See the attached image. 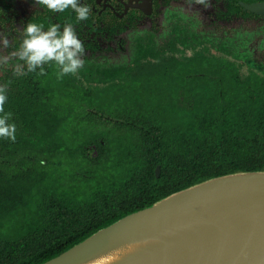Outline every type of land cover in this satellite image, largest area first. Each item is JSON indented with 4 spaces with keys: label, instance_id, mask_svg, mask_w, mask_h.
Here are the masks:
<instances>
[{
    "label": "trees",
    "instance_id": "16d2710c",
    "mask_svg": "<svg viewBox=\"0 0 264 264\" xmlns=\"http://www.w3.org/2000/svg\"><path fill=\"white\" fill-rule=\"evenodd\" d=\"M220 73L117 121L131 139L110 168H102L98 185L106 190L88 200L63 197L34 172L0 168V264H41L171 193L214 177L264 171V74L249 68L239 75L230 67ZM163 113L176 122L166 124ZM61 123L53 122L54 133ZM3 147L0 142V159Z\"/></svg>",
    "mask_w": 264,
    "mask_h": 264
},
{
    "label": "flooded vegetation",
    "instance_id": "af4514ba",
    "mask_svg": "<svg viewBox=\"0 0 264 264\" xmlns=\"http://www.w3.org/2000/svg\"><path fill=\"white\" fill-rule=\"evenodd\" d=\"M81 2L91 9L86 21H77L70 9L52 13L35 0H0V33L13 40V47L0 55L13 50L18 43L17 29L28 22L42 23L45 28L50 23L71 22L86 50L79 78L66 75L57 80L53 64L44 65L45 75H39L37 69L23 76L13 74L16 60L0 65V86H6L7 95L4 113H10L8 123L16 126L14 143L0 138L4 145L0 168H44L45 161L37 160L38 155L48 162L60 152L63 143L56 136L65 132L60 103L65 102L66 78H73V84L88 83L104 93L120 87L143 63L146 67L139 69H156L159 75L174 80L170 87L177 90L197 85L195 77H201L202 68L197 65L191 69L195 62L210 63L216 73L230 67L239 75L249 68L264 74V0H209V7L194 0ZM127 110L117 121L130 116ZM58 120L61 130L58 126L54 133L53 122ZM117 121L113 122L115 130L119 128ZM102 146L104 139L85 146L82 155L87 163ZM106 156L98 163L103 168ZM31 172L42 178L45 175L44 181H52L54 176V172Z\"/></svg>",
    "mask_w": 264,
    "mask_h": 264
},
{
    "label": "water",
    "instance_id": "95a60500",
    "mask_svg": "<svg viewBox=\"0 0 264 264\" xmlns=\"http://www.w3.org/2000/svg\"><path fill=\"white\" fill-rule=\"evenodd\" d=\"M103 259V264H264V171L214 177L171 193L41 264Z\"/></svg>",
    "mask_w": 264,
    "mask_h": 264
},
{
    "label": "rangeland",
    "instance_id": "374dc122",
    "mask_svg": "<svg viewBox=\"0 0 264 264\" xmlns=\"http://www.w3.org/2000/svg\"><path fill=\"white\" fill-rule=\"evenodd\" d=\"M201 62H198L199 64L195 62L194 66L190 68L195 70L194 67L199 65L198 67L202 68V71H198L202 74L201 76H210L212 72H215L213 65ZM141 65L143 66L132 71L131 76L121 82L120 87L113 91L107 90L104 93L95 86L83 83L79 79L77 80L81 83L73 84V78L65 77L67 81L65 84V102L60 103L61 115L65 118V132L56 136L63 143V146L58 149L60 152L55 153L48 162L38 155L37 160L45 161L44 168L39 166L38 168H22V170L42 174L44 171L49 174L54 172L49 185H52L56 191H60L63 197L67 194L78 201L88 200L94 192L105 191L104 186L98 185L103 168L102 164H98L99 160L102 157L101 161L103 162L106 154L105 164L110 168L113 157H119L120 151L131 139L129 133L123 130L122 133L119 132L121 128L115 127V130L113 122L121 119L126 109L130 115H133L134 109L140 112L143 108L150 111L153 108L148 103H153L152 107H155L154 104L159 100L167 103L172 92L175 93L174 89L170 87L174 85L172 84L174 80L159 75L156 69H139L146 67V63ZM163 66L165 67V65ZM205 67L209 68L206 70ZM240 73L244 74L245 70ZM79 76L78 73L76 78ZM216 76L222 75L219 73ZM195 78L197 84L201 77ZM162 116L163 118L166 117L165 113ZM164 121L166 124H173L176 122V118L168 115ZM97 139H104L105 146L97 147L98 153L93 158L91 157L90 162L87 163L82 152L90 141L93 142ZM55 148L58 147L55 146ZM102 151L105 153L103 154ZM107 166L105 168H108ZM112 183H117V181L112 180Z\"/></svg>",
    "mask_w": 264,
    "mask_h": 264
},
{
    "label": "clouds",
    "instance_id": "9594fccd",
    "mask_svg": "<svg viewBox=\"0 0 264 264\" xmlns=\"http://www.w3.org/2000/svg\"><path fill=\"white\" fill-rule=\"evenodd\" d=\"M194 2L205 7L210 6L209 0ZM35 3L52 13H62L70 9L75 13L77 21L88 20L91 12L81 0H35ZM17 31V45L8 55H0V65H5L10 60L17 61L13 66L14 75H27L37 69L39 75H45L44 65L53 64L57 69L56 78L60 80L66 75L76 76L83 67L82 57L86 51L84 42L79 39L71 22L63 25L50 23L47 28L42 23L28 22ZM12 47L13 40L0 33V52ZM6 101V86H0V138L9 139L14 143L16 126L8 123L10 113H4Z\"/></svg>",
    "mask_w": 264,
    "mask_h": 264
},
{
    "label": "bare ground",
    "instance_id": "6f19581e",
    "mask_svg": "<svg viewBox=\"0 0 264 264\" xmlns=\"http://www.w3.org/2000/svg\"><path fill=\"white\" fill-rule=\"evenodd\" d=\"M106 259H103L101 261H94V262H91L89 264H103L105 262ZM104 261V262H103Z\"/></svg>",
    "mask_w": 264,
    "mask_h": 264
}]
</instances>
